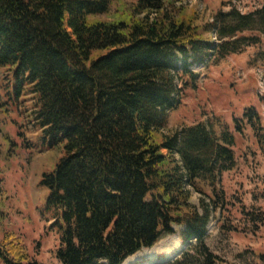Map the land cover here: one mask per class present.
<instances>
[{
	"label": "trees",
	"instance_id": "1",
	"mask_svg": "<svg viewBox=\"0 0 264 264\" xmlns=\"http://www.w3.org/2000/svg\"><path fill=\"white\" fill-rule=\"evenodd\" d=\"M112 3L0 0V68L31 84L51 146L66 150L42 180L49 190L42 214L60 236L57 258L124 264L182 227L186 248L146 264H219L207 238L213 216L229 203L222 181L237 167L236 136L209 120L165 126L186 90L198 87L194 65L258 43L264 1L248 13L219 11L206 23L172 0H138L104 19ZM246 115L259 130L258 112ZM256 137L264 152V134ZM0 262L40 264L13 233L0 240Z\"/></svg>",
	"mask_w": 264,
	"mask_h": 264
},
{
	"label": "rangeland",
	"instance_id": "2",
	"mask_svg": "<svg viewBox=\"0 0 264 264\" xmlns=\"http://www.w3.org/2000/svg\"><path fill=\"white\" fill-rule=\"evenodd\" d=\"M137 1L113 0L103 18L114 19ZM263 1L172 0L185 14L196 12L198 23L209 22L219 11L232 8L252 12ZM260 36L258 43L244 46L242 52L222 59L215 55L205 64L194 65L200 74L198 87L186 90L182 105L169 113L165 126L173 131L209 120L217 132L226 125L236 136L237 167L225 172L222 181L229 203L224 213L213 216L207 238L220 257L219 264H264V152L256 137V131L264 134V35ZM36 98L23 76L8 67L0 68V240L13 233L22 238L34 261L60 264V236L42 214L49 195L42 180L45 173L56 169L66 150L63 143L51 146L37 119ZM251 110L259 114L255 123L259 130L249 124L246 114ZM200 198L195 192L192 202L199 205ZM182 229L177 227L176 233L124 264L174 258L186 248ZM151 255L156 256L151 259Z\"/></svg>",
	"mask_w": 264,
	"mask_h": 264
},
{
	"label": "bare ground",
	"instance_id": "3",
	"mask_svg": "<svg viewBox=\"0 0 264 264\" xmlns=\"http://www.w3.org/2000/svg\"><path fill=\"white\" fill-rule=\"evenodd\" d=\"M180 247L178 246V248L177 249H179ZM156 256V255H155ZM154 255H151V259H153L154 257H155Z\"/></svg>",
	"mask_w": 264,
	"mask_h": 264
}]
</instances>
